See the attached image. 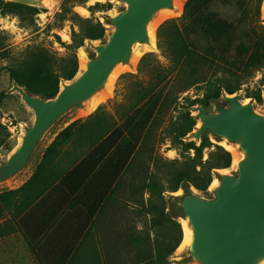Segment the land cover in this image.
<instances>
[{
	"label": "trees",
	"instance_id": "16d2710c",
	"mask_svg": "<svg viewBox=\"0 0 264 264\" xmlns=\"http://www.w3.org/2000/svg\"><path fill=\"white\" fill-rule=\"evenodd\" d=\"M74 1L87 2L64 0L59 13L61 18L70 19L78 26L67 56L58 58L44 46H30L22 57H17L10 34L0 24V60L8 61L0 67V72L7 70L12 82L16 81L34 95L47 99L56 97L61 82L72 80L79 71L77 50L87 40L103 39L107 31L100 20L84 18L74 12ZM262 4L263 0H187L183 14L166 20L158 29V45L169 63L164 65L153 52L141 59L138 73L151 66L147 73L149 78L138 81L141 89L136 93L137 98L123 107L127 118L112 135L125 133L117 152L125 154L119 173L126 179L127 206L136 211V218L131 215L128 225L137 227L138 222L143 225L142 229L128 234V248L134 254L131 264H175L171 257L182 242L183 229L180 221L167 212L166 193L188 186L208 193L220 175L218 171L231 167V151L213 143L206 134L199 144L185 140L197 125L189 112L172 118L167 124L162 113L168 106L176 108L184 102L189 106L205 105L225 93L235 94L258 72L264 71ZM219 6L233 8V18L220 13L216 8ZM112 8L110 0L90 6V9L105 11ZM41 12L42 8L34 4L0 0V17H18L23 26L36 25ZM194 88L202 92L201 97L189 95ZM7 96L6 92L0 93V148L9 143L12 136L8 126L1 122V109ZM246 97L262 103L261 87ZM159 128L166 139L185 151H194V155L187 154L169 163L157 160L153 156L152 138ZM206 149L209 156L204 159ZM16 192L0 193V201L5 202L8 195Z\"/></svg>",
	"mask_w": 264,
	"mask_h": 264
},
{
	"label": "crops",
	"instance_id": "0c3cea01",
	"mask_svg": "<svg viewBox=\"0 0 264 264\" xmlns=\"http://www.w3.org/2000/svg\"><path fill=\"white\" fill-rule=\"evenodd\" d=\"M92 101L59 119L28 166L0 185V193L17 191L0 201L6 264L132 263L128 234L143 225H128L136 211L117 152L125 133L112 136L127 115L121 104L91 109Z\"/></svg>",
	"mask_w": 264,
	"mask_h": 264
},
{
	"label": "water",
	"instance_id": "95a60500",
	"mask_svg": "<svg viewBox=\"0 0 264 264\" xmlns=\"http://www.w3.org/2000/svg\"><path fill=\"white\" fill-rule=\"evenodd\" d=\"M126 9L112 18L108 41L95 47L97 55L87 60V68L72 82L64 83L54 98L30 93L13 82L12 92L34 112L25 125L20 145L0 162V185L20 174L50 128L71 110L91 102L107 90L112 72L130 63L134 46L151 43L148 25L164 9H173L174 0H118ZM228 106L216 103L217 112L196 106L200 125L190 133L201 141L211 132L238 143L245 157L238 162V174L222 175L214 198L192 192L178 197L182 214L193 230L188 247L194 264H259L264 260V115L241 95L223 94ZM181 214V215H182Z\"/></svg>",
	"mask_w": 264,
	"mask_h": 264
},
{
	"label": "rangeland",
	"instance_id": "374dc122",
	"mask_svg": "<svg viewBox=\"0 0 264 264\" xmlns=\"http://www.w3.org/2000/svg\"><path fill=\"white\" fill-rule=\"evenodd\" d=\"M19 1L28 4H34L42 8V12L37 16L36 25L34 26H23L18 17L7 16L0 17V24L2 28L5 29L10 34V43L13 47L15 56L22 57L24 50L30 46H44L50 51L56 54L58 58L67 56L70 52V45L73 42V32L78 30V26L75 25L70 19H63L59 16L62 12V3L58 4L56 0H11ZM109 0H87L85 3H78L74 1L72 7L74 12H77L80 16L84 18H94L100 20L107 28L106 35L101 40L90 41L87 40L83 47L77 50L78 60H79V71L75 78L72 80H63L61 82L60 90L63 88L64 83L72 82L77 78L78 74L82 72L81 62L82 56L84 55L86 60L93 58L97 55L95 47L100 44H105L108 41L110 33L113 31L112 18L126 9V4L118 0H110L113 3V8L110 10H97L90 9V6L95 5L97 2H107ZM187 0H184L182 9H167L163 12H159L156 16L164 15L155 34V43H138L134 46L135 51H141V55L137 61L130 63L121 64L119 68L121 71L118 73L114 80L113 86L109 95L106 96L98 105L110 106L112 108L122 104V108L119 111H123V107H128L137 98V92L140 91V86L138 81L148 80V71L150 67L144 68L142 73H138L139 64L141 59L150 52L155 54V57L162 62L164 65L169 63L167 57L163 54L162 50L158 45V29L159 27L168 19L178 18L184 12V6ZM220 13L224 16L233 18L234 10L233 8H223L216 7ZM59 16V17H58ZM261 17L264 20V0L261 8ZM156 18V17H155ZM8 64L7 60H0V67ZM261 87L263 101L262 103L257 102L251 97H246L248 93L256 92L257 89ZM13 82L9 77L7 70L0 72V93L6 92L8 94L7 98L4 100L1 109V122L8 126L12 136L6 145L0 148V162L8 159L10 154L20 145L22 136L25 134L24 126L31 125L34 119V112L22 101L21 95L17 92H12ZM241 95V101L244 103H253L256 112L264 115V71H260L256 76L247 84L243 86V89L237 92ZM186 95V94H185ZM192 98L202 96V92L194 88L189 92ZM184 102V101H183ZM101 103V104H100ZM216 103H220L222 106H228V102L223 98H219L214 102H209L205 105L195 104L189 106L188 102L180 103L175 108L174 106H168L165 108L162 116L164 118V124H167L169 120L176 117H181L185 113L189 112L191 116L197 121V125L193 131L198 127L200 120L196 117L197 111L194 109L196 106H203L208 112H217ZM189 106V107H188ZM192 131V132H193ZM191 132V133H192ZM190 133L187 135L185 140H192L189 137ZM211 141L215 144H220L228 149L226 146L235 148L239 154V161L245 157L244 152L240 148L238 143L230 142L225 138L217 137L211 132L206 133ZM152 142L155 145L153 156L159 161L169 163V160L173 159H183L185 155L192 154L194 151H185L183 148H179L178 145L174 144L168 138L166 139L159 128L154 133ZM199 144L201 141L196 140ZM229 150V149H228ZM230 151V150H229ZM232 153V152H231ZM209 156V149L205 150L204 159ZM233 156V154H232ZM237 164H233L230 168L219 170L220 174L215 178V184H211L208 189V193H202L200 190L194 186H188L186 188H180L177 192H167L169 198L167 212L171 217L178 219L183 228V220L190 227V222L187 217L182 214L178 197L182 196L184 193L192 192L193 194L205 197L214 198L215 188L218 186L221 176L226 174H238ZM213 181V182H214ZM182 214V216H179ZM6 250L0 249V262L1 264H6ZM171 260L175 264H194L193 258L188 248L181 251H176ZM259 264H264L260 262Z\"/></svg>",
	"mask_w": 264,
	"mask_h": 264
},
{
	"label": "bare ground",
	"instance_id": "6f19581e",
	"mask_svg": "<svg viewBox=\"0 0 264 264\" xmlns=\"http://www.w3.org/2000/svg\"><path fill=\"white\" fill-rule=\"evenodd\" d=\"M183 4H184V0H174V8H173V10L182 9ZM165 10H167V9H164V10L160 11V13L165 11ZM164 15H159L158 17L156 16V18H154V20H152L150 22V24L148 25V34L150 36V40H151L152 43H155L156 29L158 27V24L162 20V18L165 17ZM140 55H141V51H135L132 61L133 62L137 61V59L139 58ZM81 68H82V71L87 68V60H86L84 55L82 56ZM120 71H121V69L118 67L112 72V74L110 76V79H109V81L107 83V89L108 90H106L104 93H102L99 97L93 99L91 109L97 107L99 102L102 101L106 96L109 95V92L112 89L114 80H115V78L117 77V75H118V73ZM199 125H200V123H199ZM226 147L233 154V164H238V162H239V154H238L237 150L235 148L230 147V146H226ZM213 184H215V181L213 182ZM183 228H184V230H183V239H182V242H181V244L179 245V247L177 248L176 251H181V250H183L185 248H188L189 246H191V244L193 242V234H194L193 230L188 226V224L184 220H183ZM263 262H264V260H263Z\"/></svg>",
	"mask_w": 264,
	"mask_h": 264
}]
</instances>
